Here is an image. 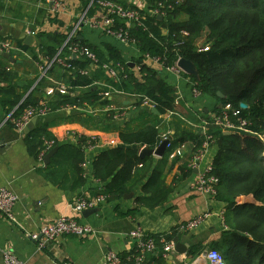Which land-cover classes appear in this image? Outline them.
<instances>
[{
  "label": "trees",
  "instance_id": "1",
  "mask_svg": "<svg viewBox=\"0 0 264 264\" xmlns=\"http://www.w3.org/2000/svg\"><path fill=\"white\" fill-rule=\"evenodd\" d=\"M157 1L151 0L152 11ZM164 1L167 8L162 11L160 19L141 12L142 26L131 29L141 53L140 59L133 60V67L123 60L116 47L105 45L104 51H100L76 37L75 44L95 54L97 62L93 69L84 58L74 59L68 55L64 46L66 34L57 31L38 33L37 37L41 40L36 48L38 55L51 60L60 52L59 58L65 55V63L70 65L65 69L54 63L50 68L62 69L68 87L67 94L55 93L51 96L47 106L51 113L84 105L106 106L110 102L104 94L117 91L137 97L135 106L138 108L144 99H148L158 115L164 116L174 111L175 92L161 77L160 71L144 62V56L159 57L163 67L172 66L178 59L190 61L197 76H186L201 95L218 101L214 114H220L226 105L233 109L240 108L241 103L247 106V109L241 110V117L248 122L249 133L231 131L230 135H225L219 128H210L216 147L211 175L218 179L215 200L226 204L224 225L227 231L220 245L225 264H264V146L257 137L264 136V0ZM84 3H88L87 0ZM181 17L184 20H180ZM55 18H48V21L62 27L63 24ZM181 32H186L187 36L181 35ZM18 46L21 50H28L20 42ZM33 58L38 61L37 55ZM104 65L122 67L118 80L110 78L102 70ZM15 80L16 75L0 65V85L3 84L0 86V106L7 111V115L12 113L14 118H18L27 108L39 106L42 101L39 94L46 82L45 77L41 78L36 89L26 94L18 92ZM217 93L224 98L219 99ZM199 114L206 116L202 111ZM149 115L157 118L151 110ZM170 124L174 129L170 148L152 168L142 187L149 197L136 200L139 205L150 209L162 206L171 191L164 183L169 156L190 140L194 144V152L203 142L202 136H194L191 129L176 116L172 115ZM47 127L48 124L43 122L25 137L29 154L35 159L43 140L55 141ZM119 140L123 147L101 153L94 162V177L106 183L104 194L108 196V201L122 199L146 178L151 168L150 159H140L138 149H154L159 145L160 125L149 122L135 130L124 128L119 132ZM70 161L81 173L79 165L83 156L80 145L73 148ZM63 163L64 158L59 154L49 167ZM189 170L187 166L181 168L184 175L190 174ZM249 195L256 205L239 204L241 197ZM172 236L166 237V241L176 242L177 238ZM154 241L156 250L146 256V261L164 264L163 243L156 238ZM204 250L202 245L193 246L187 255L196 258ZM210 250L220 252L218 249ZM137 254L134 247L131 255Z\"/></svg>",
  "mask_w": 264,
  "mask_h": 264
},
{
  "label": "crops",
  "instance_id": "2",
  "mask_svg": "<svg viewBox=\"0 0 264 264\" xmlns=\"http://www.w3.org/2000/svg\"><path fill=\"white\" fill-rule=\"evenodd\" d=\"M84 1L86 0H62L59 12L51 15L48 7L41 0H0V25L21 24L19 28L23 33L32 32L35 37L36 45L28 50H21L18 46L19 41L11 37H3L12 40L13 49L9 54L16 62L11 63L0 56V65L16 75L15 83L19 93L29 94L34 91L37 82L43 78L40 77L39 67L48 59L38 55L36 48L41 42L37 37L38 33L57 31L66 34L84 13L87 19L92 18L95 11L88 10V3ZM113 1L124 7H136L142 12L152 13L151 0ZM15 4L34 11L32 15H21L12 8L16 7ZM53 16L63 24L62 27L58 26V23L48 21V18ZM180 20H184V17ZM28 30L31 32L28 33ZM77 37L83 40L84 44L100 51H104L105 45L116 47L123 60L132 67L133 60L141 58L136 45L118 43L88 25H83L79 29ZM42 43L45 44L46 40L43 39ZM35 55L38 56V61L34 60ZM63 57L61 59L65 61L66 56ZM78 57L83 58L81 56L73 58ZM144 62L160 71L161 77L175 92L177 105H174L172 115L181 119L194 136H201L199 125L202 116L199 112L202 111L207 117L214 114L213 110L218 106V101L206 95L194 97L187 82V74H176L167 71L163 66L153 65L146 60ZM90 66L95 69L94 64ZM59 67L52 68L44 76L46 85L39 94L42 101L50 100L51 96L46 95L49 89L61 85L68 87L65 74ZM99 84L105 86L102 82ZM108 93L109 97L106 99L110 103L106 106H86L81 109L69 107L50 112L47 116L37 119L27 135L41 123L46 122L47 131L56 142L54 148L57 152L47 165L40 164L29 154L24 130L19 132L14 129L7 121L9 114L7 115V111L0 106V189L6 188L18 197L12 210L13 220H8L0 213V251H12L22 264H106L105 255L108 252L116 253L121 257L131 252L135 242L129 234L139 230L146 237L156 238L159 241L173 235V238H177L176 242L172 240L175 245L177 243L184 245L187 252L193 246L202 245L205 247L204 251L218 249L222 253L220 245L227 231L224 225L226 204L215 200L214 196L199 194L193 187L199 170L203 166L212 165L216 153L215 145L205 153L203 163L198 170L188 167L195 148L192 140L173 151L175 157L168 159L164 173V183L171 191L162 206L150 209L136 202L140 197H149L148 194H144L142 187L152 168L163 158L151 155L146 156L150 159L151 168L146 178L131 190L130 198L123 197L114 201H108L107 198L104 203L91 208L97 209V212L87 217L82 213L74 214L70 210L69 203L73 200L96 197L104 193L106 183L95 179L94 162L101 153L123 147L119 140V132L122 129L135 130L149 123L151 119V122H159L160 136L167 132L171 140L174 136V129L170 124L172 115L169 113L164 116L153 113L157 116L153 118L149 115V110L152 113L153 108L142 104L140 108L135 106L137 97L117 91ZM144 114L147 120L144 119V123L141 124ZM79 145L83 156V161L79 165L81 173L77 172L78 168L75 169L70 161L73 148ZM143 148L146 147L138 149V156ZM166 153L167 149L163 156ZM59 154H62L64 163L53 168L49 167L54 157ZM186 166L191 172L184 175L181 168ZM238 202L239 204L242 202V197ZM61 216L75 219L80 224L90 227L93 233L84 238L62 237L47 243L43 248H39L37 243L27 238V235L38 232L44 225ZM200 216L202 221L194 229L177 230L180 225ZM163 259H165L164 264H206L201 254L196 258H189L187 254L179 255L174 251ZM186 259L191 261L188 263ZM0 264H3L1 260Z\"/></svg>",
  "mask_w": 264,
  "mask_h": 264
},
{
  "label": "built area",
  "instance_id": "3",
  "mask_svg": "<svg viewBox=\"0 0 264 264\" xmlns=\"http://www.w3.org/2000/svg\"><path fill=\"white\" fill-rule=\"evenodd\" d=\"M49 9V13L54 15L59 12L61 8L62 0H41ZM156 8L152 11L151 15L161 16L162 11L165 8V1L159 0L155 2ZM168 8H170L168 6ZM87 9H93L95 15L87 19L86 13H84L73 25L70 31L66 33V39L64 46L67 47L69 56H81L87 60L90 64H95L97 59L95 54L87 49L86 47H80L74 43L77 37V32L84 25H88L90 28L101 31L105 36L114 39L118 43L125 45H136L137 42L131 34V29L136 26H142L143 16L140 14L142 11L139 8L124 7L123 5L113 1V0H89ZM160 18V17H159ZM34 36V33L31 32ZM181 35L187 36L186 32H181ZM13 49V42L11 39L0 37V54L9 53ZM207 49H204L206 51ZM60 52L51 59L47 60L39 67L40 77H44L46 73L50 70L52 65L55 63L62 68L68 69L69 64L65 63L61 58H59ZM146 61H149L153 65H160L161 61L159 57H149L144 56ZM178 59L175 64L169 67H165L167 71L174 72L176 74H183L184 72L177 66ZM102 70L107 73V75L118 80L120 73L122 72V67L119 65L110 66L104 65ZM187 82L191 88L192 95L197 97L201 95L195 88V84L187 79ZM55 93L61 95L67 94L66 86H59L57 88H51L46 92L47 96H53ZM104 97H109V93H105ZM143 106L154 108L153 104L148 100L144 99ZM174 105H177V100H175ZM86 107V105H84ZM77 109H81L76 107ZM241 108L233 109L230 105H226L221 109L220 114H211L208 117H201L200 120V130L202 136V144L199 149H197L191 159L189 160L188 167L190 169L198 170L203 163V157L205 153L210 149L211 145L214 143L212 134L210 133V128L215 127L221 129L224 133L231 131H240L243 133H249L248 122L241 117ZM50 108L47 106L45 101H41L38 107H29L24 113L18 117L14 118L12 113L7 117V121L11 126L19 132H22L26 126L30 123L32 119H38L47 116L50 113ZM173 112H169L172 115ZM161 141L169 140L171 137L169 133L163 134ZM258 139L263 143L264 146V136L258 135ZM159 143V144H160ZM171 139L169 140L166 149L170 148ZM55 146V141L53 140H43V145L39 151L37 161L42 164L43 159L47 153H49ZM175 155L172 153L169 158H174ZM212 165L203 166L199 170L193 187L196 192L201 195H215V186L218 183V179L211 175ZM108 198L104 193L91 198H77L69 203V208L74 214H81L87 209L94 208L106 201ZM18 201V197L6 188L0 189V213L4 215L8 220H13L12 210ZM202 221V216L197 217L184 225L177 227L178 231H186L194 229ZM93 233V230L80 224L73 218L66 216H61L51 222L48 225H44L38 232L27 235L30 241H33L39 245V248H43L47 243L55 241L62 237L74 236L78 238H84ZM135 242V248L138 252L137 255H131V252L125 257H121L113 252H108L105 255L106 264H154L146 261V256L153 253L156 250V244L153 238L146 237L141 231L134 230L129 234ZM163 243V258L167 257L169 254L174 252L175 242L166 241V238L160 240ZM2 256L3 264H22L10 250L0 251ZM199 258V257H198ZM197 258V259H198ZM206 264H225L224 259L220 252L216 250L206 251L204 257Z\"/></svg>",
  "mask_w": 264,
  "mask_h": 264
},
{
  "label": "water",
  "instance_id": "4",
  "mask_svg": "<svg viewBox=\"0 0 264 264\" xmlns=\"http://www.w3.org/2000/svg\"><path fill=\"white\" fill-rule=\"evenodd\" d=\"M158 19H160L158 17ZM21 24H16L15 26H7V25H0V36L1 37H11L19 42L22 43L23 46L27 47V48H32L34 47L35 44V37L31 34H25L23 33L20 28ZM31 30H28V33H30ZM0 56H2L4 59L8 60L11 63H15L16 61L14 59H12V57L10 56L9 53H2ZM177 66L187 75L190 76H197V71L195 69V66L188 60L185 59H180L177 63ZM217 97L219 99H223V95H221V93H217ZM241 109H247V106L244 104H240L239 105ZM152 113L158 115V112L156 111L155 108L152 109ZM37 119H32L30 121V123L26 126V128L23 131V134L27 135L32 129L33 126L35 125ZM225 135H230L231 133L226 132L224 133ZM171 139V138H170ZM169 139V140H170ZM169 140L166 141H162L158 147L156 149H149V148H143L142 151L139 154V158L143 159L146 156H157V157H163L165 151H166V146L169 142ZM57 149L53 148L49 153L46 154V156L43 159V163L44 164H48V162L50 161V159L56 154ZM131 195H125L124 198L128 199L130 198ZM240 204L242 205H246V204H257L253 197L251 195L246 196V197H242V202H240ZM97 209H89V210H85L83 211L82 215L84 217H87L93 213H96ZM175 253L179 254V255H186L187 254V248L184 245H181L179 243H177L175 245L174 248ZM206 255V251H203L201 253V256L204 258ZM0 260L2 261V257L0 256ZM186 261L189 263L191 261V259H186Z\"/></svg>",
  "mask_w": 264,
  "mask_h": 264
},
{
  "label": "rangeland",
  "instance_id": "5",
  "mask_svg": "<svg viewBox=\"0 0 264 264\" xmlns=\"http://www.w3.org/2000/svg\"><path fill=\"white\" fill-rule=\"evenodd\" d=\"M16 5V7H12L13 9H16L17 11H18V13L19 14H21V15H24L25 16V14H29V15H32V13H33V9H29V8H27V7H25V6H22V5H20V4H15ZM28 16V15H27ZM145 117H146V114H144L143 116H142V123L141 124H143L144 123V121L145 120H147V119H145ZM145 119V120H144ZM149 122H151V119L149 120ZM152 123V122H151ZM153 123H157V124H159V122H156V121H153Z\"/></svg>",
  "mask_w": 264,
  "mask_h": 264
},
{
  "label": "bare ground",
  "instance_id": "6",
  "mask_svg": "<svg viewBox=\"0 0 264 264\" xmlns=\"http://www.w3.org/2000/svg\"><path fill=\"white\" fill-rule=\"evenodd\" d=\"M214 143H215V141H214ZM214 143H213L212 145H214ZM212 145H211V146H212Z\"/></svg>",
  "mask_w": 264,
  "mask_h": 264
}]
</instances>
